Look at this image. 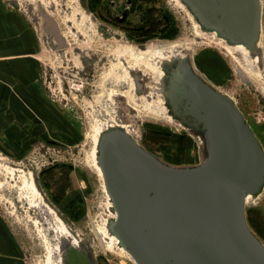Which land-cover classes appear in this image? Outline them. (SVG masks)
I'll return each instance as SVG.
<instances>
[{
	"label": "rangeland",
	"instance_id": "374dc122",
	"mask_svg": "<svg viewBox=\"0 0 264 264\" xmlns=\"http://www.w3.org/2000/svg\"><path fill=\"white\" fill-rule=\"evenodd\" d=\"M1 2L31 27L38 74L36 99L25 107L30 121L0 123V264H66L57 245L66 231L69 257L136 264L105 233L115 211L96 168L97 142L119 125L167 164L205 159L200 131L165 105L160 70L167 60L186 56L226 93L264 151V0L257 55L228 51L181 0ZM244 215L264 244V183L245 201Z\"/></svg>",
	"mask_w": 264,
	"mask_h": 264
},
{
	"label": "water",
	"instance_id": "95a60500",
	"mask_svg": "<svg viewBox=\"0 0 264 264\" xmlns=\"http://www.w3.org/2000/svg\"><path fill=\"white\" fill-rule=\"evenodd\" d=\"M181 1L201 28L232 43L251 47L258 37L259 0ZM162 68L165 105L200 131L205 159L170 165L121 127L102 131L96 158L115 211L110 232L136 264H264V244L244 215L246 195L264 183L261 143L231 98L186 56Z\"/></svg>",
	"mask_w": 264,
	"mask_h": 264
},
{
	"label": "crops",
	"instance_id": "0c3cea01",
	"mask_svg": "<svg viewBox=\"0 0 264 264\" xmlns=\"http://www.w3.org/2000/svg\"><path fill=\"white\" fill-rule=\"evenodd\" d=\"M35 48L36 38L26 20L0 0V123L30 121L25 107L36 99Z\"/></svg>",
	"mask_w": 264,
	"mask_h": 264
},
{
	"label": "flooded vegetation",
	"instance_id": "af4514ba",
	"mask_svg": "<svg viewBox=\"0 0 264 264\" xmlns=\"http://www.w3.org/2000/svg\"><path fill=\"white\" fill-rule=\"evenodd\" d=\"M112 1H114V0H107V2L105 3V6H112L111 5V2ZM129 3L132 1V0H127ZM127 14H128V10H126V9H123L121 12H120V14H119V16H120V19H124L126 16H127ZM213 34H215V33H213ZM216 35V34H215ZM219 38V37H218ZM219 40H221L222 42H224L225 44H227L226 45V49L229 51L231 48H233V49H241L239 46L241 45V44H234V43H232V42H230V41H228V40H226V39H221V38H219ZM255 42V41H254ZM254 42H253V44H254ZM259 43H260V39H259V41H258V45H259ZM241 46H243V45H241ZM243 47H245V46H243ZM246 48V47H245ZM247 49V48H246ZM242 50V49H241ZM243 51V50H242ZM247 53H245L244 51V53L246 54V55H248L249 53H253V54H258V51H250V50H248L247 49ZM179 57H182V56H179ZM168 61V60H167ZM242 73V72H241ZM224 94H226V93H224ZM227 95V94H226ZM228 96V95H227ZM66 233V234H65ZM67 234L69 235L70 233H69V231H66V232H62L60 235L61 236H59V240H58V242H57V245H58V247H59V251H60V263H62V260H63V258L66 260V264H80L79 263V261L78 260H76V258L74 259V257H76V255L74 254V256H72V257H69L68 255L69 254H67V253H65L66 252V250H67V246H66V244L67 243H69V238L67 237Z\"/></svg>",
	"mask_w": 264,
	"mask_h": 264
},
{
	"label": "bare ground",
	"instance_id": "6f19581e",
	"mask_svg": "<svg viewBox=\"0 0 264 264\" xmlns=\"http://www.w3.org/2000/svg\"><path fill=\"white\" fill-rule=\"evenodd\" d=\"M190 14V13H189ZM192 15V14H191ZM190 15V16H191ZM192 17V16H191ZM192 19H193V17H192ZM195 22V21H194ZM195 24L197 25V23L195 22ZM211 32L212 33H215V34H217L214 30H211ZM219 38H221V39H224V38H222V37H220L219 36ZM259 33H258V37H257V39L255 40V42H254V44L251 46V47H247V46H245L244 44H242V43H234V44H241V45H243V46H245L248 50H250V51H258L257 50V48H258V41H259ZM221 41V40H220ZM239 46L245 53H247L248 51H247V49L245 48V47H243V46ZM163 73H164V70H163V68L160 70V74H161V76H163ZM111 127H121L122 129H124L126 132H128L125 128H124V126H119V125H115V126H110V127H108V128H111ZM107 129V128H106ZM129 134H130V132H128ZM131 135V134H130ZM95 153V152H94ZM96 168L98 169V171H99V173L103 176V174H102V171H101V169H100V167H99V165L98 164H96ZM259 192V191H258ZM258 192H256V193H249V194H247L246 195V197H245V201H247L248 200V198L251 196V197H253L255 194H257ZM105 233H107V234H110L111 236V240L116 244L117 242H118V239H117V237L114 235V234H112V233H110L107 229H106V231H105ZM120 246V245H119ZM120 249H122V250H125L122 246H120Z\"/></svg>",
	"mask_w": 264,
	"mask_h": 264
}]
</instances>
